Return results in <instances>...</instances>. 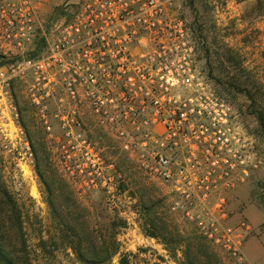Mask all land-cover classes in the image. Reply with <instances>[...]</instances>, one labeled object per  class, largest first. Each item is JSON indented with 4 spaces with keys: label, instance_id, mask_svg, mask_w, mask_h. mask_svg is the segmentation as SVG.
Wrapping results in <instances>:
<instances>
[{
    "label": "built area",
    "instance_id": "2783aa9c",
    "mask_svg": "<svg viewBox=\"0 0 264 264\" xmlns=\"http://www.w3.org/2000/svg\"><path fill=\"white\" fill-rule=\"evenodd\" d=\"M177 3L79 0L48 37L37 0H0V145L34 187L35 155L14 94L23 82L76 190L111 193L124 181L92 140L96 128L162 191L170 215L246 264L249 225L232 223L228 195L250 179L258 152L248 122L202 70Z\"/></svg>",
    "mask_w": 264,
    "mask_h": 264
},
{
    "label": "rangeland",
    "instance_id": "374dc122",
    "mask_svg": "<svg viewBox=\"0 0 264 264\" xmlns=\"http://www.w3.org/2000/svg\"><path fill=\"white\" fill-rule=\"evenodd\" d=\"M37 2L49 37L70 18L79 0ZM257 2L177 3L193 30L202 70L226 91L222 96L248 122L258 152L259 163L250 179L228 195L232 223L249 225L243 247L246 264H264V128L258 122V112L264 109V9ZM3 63L0 53V66ZM24 86L15 83L14 94L33 147L37 180L33 187L17 176L0 145V240L7 251L32 264H81L70 241L79 239L81 253L95 256L104 252V238L115 237L119 250L106 264H235L200 239L192 226L170 215L162 191L96 128L90 130L92 140L115 161L124 181L111 193L76 190L61 172L55 145L42 129Z\"/></svg>",
    "mask_w": 264,
    "mask_h": 264
},
{
    "label": "trees",
    "instance_id": "16d2710c",
    "mask_svg": "<svg viewBox=\"0 0 264 264\" xmlns=\"http://www.w3.org/2000/svg\"><path fill=\"white\" fill-rule=\"evenodd\" d=\"M257 4L259 5L263 4L262 8L264 9V0H258ZM43 43H44V40L41 39L38 44L39 48H40V45L42 46ZM207 76L208 78L212 80V78L209 75ZM214 85L216 87V90L219 96L223 97L222 93H225L226 91L222 87L220 88L217 83H214ZM258 122L264 128V109L263 108L258 112ZM262 227H264V223L262 224ZM170 235H173V234L170 233ZM151 236L157 237L156 233L151 234ZM77 237L78 235H75V234L73 235V239H76ZM80 243L81 241L78 239L77 242L70 241L68 244L71 246L74 253L76 254V260L81 264H106L112 259L114 255L117 254L119 250L118 248L119 244L115 240V237H113L112 239L104 238L101 241V245H100V248L103 249L104 252L100 253L99 255H95V256L83 255L80 251L82 247ZM0 264H32V263L26 257L25 259H22V256L17 257L15 256V254H13L12 251L11 252L7 251L5 248V245L0 240Z\"/></svg>",
    "mask_w": 264,
    "mask_h": 264
}]
</instances>
